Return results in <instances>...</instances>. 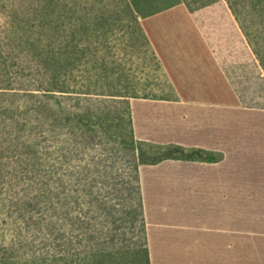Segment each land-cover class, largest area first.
<instances>
[{
    "label": "rangeland",
    "instance_id": "rangeland-1",
    "mask_svg": "<svg viewBox=\"0 0 264 264\" xmlns=\"http://www.w3.org/2000/svg\"><path fill=\"white\" fill-rule=\"evenodd\" d=\"M5 1L8 0H0V32ZM226 1L237 4L243 23L249 24L254 19L249 36L257 43L251 48ZM97 10L110 20L122 13L120 4L114 0H103ZM192 16L232 86L244 99L243 104L264 109V0H219ZM133 32L132 28L124 32L117 29L110 45L117 48L109 54L112 61L121 64L123 82L142 84L153 72L145 77L135 69L133 59L129 61L119 51L130 41L136 43ZM4 44L0 37V49H5ZM141 45L136 47L138 61L147 63L149 51ZM110 56L106 61H111ZM10 104L0 99V247L14 244L18 256L26 257L17 258V264H38L41 259H52L31 258L32 255L65 253L84 257L85 253L94 251L112 253L113 261H120L116 264H140L142 236L133 170L139 160L150 162L158 158L161 150L142 143L132 148L128 142H120L110 122L94 126L93 134L75 129L44 133L32 112L18 115L22 110L11 108ZM95 114L100 119L112 117L101 111ZM12 115L16 117L12 119ZM228 123L231 141L236 139L243 145L244 159L237 163L263 186L264 113L244 114L231 108ZM172 173L173 169L143 171L147 193L157 192L160 216L176 227L166 232V238H182L195 234L193 228L203 223L205 216L196 212V197L177 194ZM154 175L156 185L150 187L148 183ZM262 190L257 187L255 195L263 196L264 192L259 193ZM246 199L245 264H264V198L255 212L248 208L253 196L251 201Z\"/></svg>",
    "mask_w": 264,
    "mask_h": 264
},
{
    "label": "crops",
    "instance_id": "crops-1",
    "mask_svg": "<svg viewBox=\"0 0 264 264\" xmlns=\"http://www.w3.org/2000/svg\"><path fill=\"white\" fill-rule=\"evenodd\" d=\"M127 2L177 96L176 102L130 99L133 138L137 143L177 146L201 155L192 161L165 160L137 168L149 264H245L246 197L251 201L253 196L248 208L255 212L264 198L255 193L259 186L263 188L259 193L264 192V184L238 164L244 159L243 145L231 141L228 121L231 108L244 114H263L264 109L240 102L181 0ZM171 169L177 194L196 197V212L205 216L193 228L195 234L182 238H166V232L176 227L160 216L157 192L147 193L143 175L144 170ZM151 180L149 186H155V175ZM247 190L250 195L255 192L246 196Z\"/></svg>",
    "mask_w": 264,
    "mask_h": 264
},
{
    "label": "trees",
    "instance_id": "trees-1",
    "mask_svg": "<svg viewBox=\"0 0 264 264\" xmlns=\"http://www.w3.org/2000/svg\"><path fill=\"white\" fill-rule=\"evenodd\" d=\"M114 1L120 4L122 13L111 20L101 16L97 10V6L103 0L5 1L2 11L3 27L0 32L2 34L0 37L5 43V49H0V99L10 102L11 108L22 110L18 115L32 112L44 133L53 134L54 131L63 133L66 129H75L93 134L96 132L94 126L110 122L112 126L114 125L115 134L120 142H128L133 148L137 142L133 138L129 100L176 102L177 96L127 0ZM217 1L219 0H181L190 14ZM226 4L247 46L251 48L257 43L255 39L256 43L252 42L253 38L249 36L253 27L251 23L255 24L254 19L252 18L249 24L243 23L238 14L237 4L229 1H226ZM130 28L135 31L132 34L135 35L136 43L137 41L140 43L136 45L129 39V43L118 48L129 57V61L133 59L131 62L135 69H139L145 77L148 78V74L153 72V75L142 84L123 82L120 79L124 77L122 66L117 61H112L109 54L112 50L114 53V49L117 48L110 46L114 32L117 29L124 32ZM141 44L149 51L151 60L149 59L147 63L145 60L138 61L137 48L142 46ZM107 56H110L111 61H106ZM80 77L84 78L81 80ZM239 100L243 104L244 99L241 96ZM248 107L263 109L255 104ZM95 111L112 114V117L100 119ZM11 117L14 119L16 116ZM157 148L161 150L158 158L150 162L139 160L133 170L142 236L140 264H149V259L137 175L138 166L156 165L165 160L192 161L201 158L200 152L195 150H185L177 146ZM17 253L14 244L0 247V264H17V258H26L19 257ZM85 254L84 257L67 256L65 253L30 257L52 258L41 259L38 264L115 262L113 261L115 255L105 251ZM55 257L60 258L56 260ZM68 259L70 260L67 261Z\"/></svg>",
    "mask_w": 264,
    "mask_h": 264
}]
</instances>
